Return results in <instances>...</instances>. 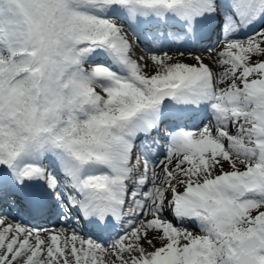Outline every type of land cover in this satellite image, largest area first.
<instances>
[{"label": "snow or ice", "instance_id": "6c2138e0", "mask_svg": "<svg viewBox=\"0 0 264 264\" xmlns=\"http://www.w3.org/2000/svg\"><path fill=\"white\" fill-rule=\"evenodd\" d=\"M0 204L77 225L0 214V264H264V0H0Z\"/></svg>", "mask_w": 264, "mask_h": 264}, {"label": "bare ground", "instance_id": "6f19581e", "mask_svg": "<svg viewBox=\"0 0 264 264\" xmlns=\"http://www.w3.org/2000/svg\"><path fill=\"white\" fill-rule=\"evenodd\" d=\"M127 38H129L128 34H127ZM223 47H224V44L221 45L219 48L217 47L218 49H216V51H215L214 54L217 56V54L220 51L223 50ZM133 48H134V45H133ZM184 53H185L184 56L180 57L178 51H169L168 52L169 55H172L174 57H179V59L181 61L185 62V63L194 64L195 63V60L190 57V53H187V52H184ZM207 53H209V52H204L203 54H200V55H197L195 52H192L191 54L194 55V56H199L204 61V63H206V64L210 65L211 67H213V70L214 71H216V72L222 71V69H220V68H218L216 66V63H217L216 58L217 57H215L214 55H208V56L204 55V54H207ZM140 55H141V52H138V53L134 52L133 58L134 59H137L138 61H140L142 65L145 64V63L148 64V65H151V63H152L151 60H150L151 53H149L147 51L145 53L142 61L139 60V56ZM256 58H259V57H254L253 59H256ZM146 71L148 72V74H152L151 67H149L148 69H146ZM167 215H170V213H167ZM41 237L44 238L42 235H41ZM152 237H153V234L152 233H149V238L152 239ZM157 246H159L158 243H157ZM149 250H151V249H149ZM21 264H22V262H21Z\"/></svg>", "mask_w": 264, "mask_h": 264}, {"label": "rangeland", "instance_id": "374dc122", "mask_svg": "<svg viewBox=\"0 0 264 264\" xmlns=\"http://www.w3.org/2000/svg\"><path fill=\"white\" fill-rule=\"evenodd\" d=\"M257 59H260V58L253 59V62H255Z\"/></svg>", "mask_w": 264, "mask_h": 264}]
</instances>
